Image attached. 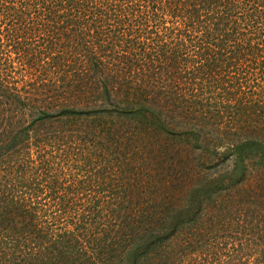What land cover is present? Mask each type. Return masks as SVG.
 <instances>
[{
  "label": "trees",
  "instance_id": "16d2710c",
  "mask_svg": "<svg viewBox=\"0 0 264 264\" xmlns=\"http://www.w3.org/2000/svg\"><path fill=\"white\" fill-rule=\"evenodd\" d=\"M207 126L232 186L102 187ZM263 141L264 0H0V264H264Z\"/></svg>",
  "mask_w": 264,
  "mask_h": 264
},
{
  "label": "rangeland",
  "instance_id": "374dc122",
  "mask_svg": "<svg viewBox=\"0 0 264 264\" xmlns=\"http://www.w3.org/2000/svg\"><path fill=\"white\" fill-rule=\"evenodd\" d=\"M34 75H40L42 78L46 79L55 76L58 77L61 74ZM123 75L134 77L141 74ZM227 126L230 131L233 130V128H231V125ZM214 128V126H207L205 130H202V132L211 135V137L209 138L207 135L204 139H201L202 141H194L192 139V136L189 137L187 135H175V137L172 136L168 140L161 143L163 147L160 148L158 152V147L156 146L155 149H153V153H150L149 144H144L142 147H140L141 149L137 153L133 151V154H130V152L124 157V159L127 157L124 161L126 170L125 180L121 181L120 176L114 178V176L119 172L118 166L121 163L120 161L124 160L121 159L120 161L115 163L116 166H113V176H107L110 180H112V182H104V184H101L102 187L106 186L107 188H111L112 190H114V194H117L116 190L119 191L120 188L125 189L127 191L126 199L118 198V200H123L124 202H126L125 204H129L146 199L148 200L147 203H150L152 202L153 198L155 199V201H157L159 200V198L156 196V193L161 194L160 189L162 187H175L177 183L181 182V178L183 176L191 173L199 174L203 177L205 176L210 180L209 182H212L213 180H219V182H223L224 185L232 186L234 184L230 181L232 179L231 174L234 168L232 159L229 154H222V151L226 150V147H228L226 144V142H229L228 138L232 137H228L227 139L224 138L221 140L217 138L216 133L211 131L216 130V128ZM220 128L225 129V127L223 126H220ZM237 132V135L239 136L240 131L238 130ZM233 139L236 138L233 137ZM151 147L154 148L153 146ZM62 158V162H65V156H63ZM259 165V159L257 157L250 162V174L247 175L246 179L253 178L255 176L264 178V169L258 168ZM83 171L84 170H81L80 172H70L65 170V178L67 180L65 182V185L67 187L82 185L80 184V182L89 180V177L88 179L86 178L87 175L81 176L83 174ZM90 171L91 170H88V172ZM82 177L87 180H83ZM262 180L264 182V179ZM237 184L238 183H236L235 185ZM218 185L220 184L214 183V186ZM85 187L90 191L97 188L96 184L92 182L87 183ZM155 190L156 193L154 194ZM133 195H138L139 198H135L133 197ZM110 196L117 198V196L115 195ZM69 203H71V201H69ZM258 205L262 207V205ZM37 224L38 226L40 225L39 222H37ZM41 246L43 247L44 244H41ZM37 248L38 246L35 249ZM60 264H64V262Z\"/></svg>",
  "mask_w": 264,
  "mask_h": 264
}]
</instances>
